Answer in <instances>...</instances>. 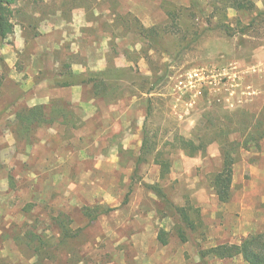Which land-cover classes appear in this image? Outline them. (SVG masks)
<instances>
[{
    "label": "rangeland",
    "instance_id": "obj_1",
    "mask_svg": "<svg viewBox=\"0 0 264 264\" xmlns=\"http://www.w3.org/2000/svg\"><path fill=\"white\" fill-rule=\"evenodd\" d=\"M249 2L16 1L0 39V264H247L209 252L264 232V140L237 156L227 204L218 144L175 151L165 180L138 158L150 101L161 143L264 107V0ZM106 70L100 97L84 81ZM36 107L45 122L26 119Z\"/></svg>",
    "mask_w": 264,
    "mask_h": 264
},
{
    "label": "trees",
    "instance_id": "obj_2",
    "mask_svg": "<svg viewBox=\"0 0 264 264\" xmlns=\"http://www.w3.org/2000/svg\"><path fill=\"white\" fill-rule=\"evenodd\" d=\"M17 0H0V39L7 40L15 33L13 8ZM235 10H254L255 4L249 0H232L231 6ZM245 32V31H243ZM120 70V69H118ZM75 76V74H74ZM112 76L109 70L104 72H95L89 75L84 82L93 84L94 93L97 96H107L109 89L108 82ZM103 88L104 91H100ZM42 107H36L30 111L26 117L28 121L40 120L45 122ZM153 107L148 109V115L144 126V138L141 151L138 158V165L154 162L160 168V177L165 180L170 175L173 165V153L183 151L189 157L206 155L208 148L213 144H218L221 150L223 160L221 171L214 178V187L216 195L221 203L227 204L232 197V186L234 179V166L237 162V156L242 150L257 149L264 140V107L259 112H252L246 109H238L233 112H226L222 118L232 119L231 126L228 124H213L212 119L208 118L206 125H200L193 132V137L187 139L181 135H175L172 141L161 143L152 130L151 116ZM39 115L37 119L33 117ZM234 121V123L232 122ZM233 123V124H232ZM233 135H239V138L232 139ZM158 197L164 198L165 195L161 188L152 186ZM113 209H89L88 216L96 220L103 214L111 212ZM182 217H188L183 208H177ZM193 227V224L190 223ZM163 242L166 241L160 237ZM211 255L220 259H234L242 257L247 264H264V232L250 234L243 239L240 244L220 245L210 250Z\"/></svg>",
    "mask_w": 264,
    "mask_h": 264
},
{
    "label": "crops",
    "instance_id": "obj_3",
    "mask_svg": "<svg viewBox=\"0 0 264 264\" xmlns=\"http://www.w3.org/2000/svg\"><path fill=\"white\" fill-rule=\"evenodd\" d=\"M67 36H68V34H67ZM248 88H250V87H248ZM262 91H256V90H254V89H252V90H250V91H245L244 93H243V96L244 97H240V102H242L243 104H245V105H247V106H249L251 103H253L254 102V96H256L257 94H259V93H261ZM253 107H255V106H253ZM249 108V107H248ZM257 109H259V107H255V109H253V108H251L250 110H255V111H257ZM254 111V112H255ZM249 236V235H248ZM247 236V237H248ZM246 237V238H247Z\"/></svg>",
    "mask_w": 264,
    "mask_h": 264
},
{
    "label": "built area",
    "instance_id": "obj_4",
    "mask_svg": "<svg viewBox=\"0 0 264 264\" xmlns=\"http://www.w3.org/2000/svg\"><path fill=\"white\" fill-rule=\"evenodd\" d=\"M192 75H194L195 77H199V76H201V75H200V72H196V73H194V74H192Z\"/></svg>",
    "mask_w": 264,
    "mask_h": 264
}]
</instances>
